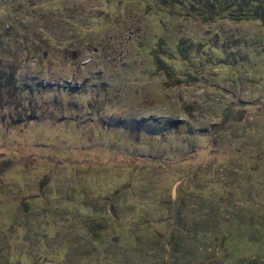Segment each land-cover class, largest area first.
Here are the masks:
<instances>
[{
  "label": "rangeland",
  "instance_id": "1",
  "mask_svg": "<svg viewBox=\"0 0 264 264\" xmlns=\"http://www.w3.org/2000/svg\"><path fill=\"white\" fill-rule=\"evenodd\" d=\"M209 1L0 0V264H264V26Z\"/></svg>",
  "mask_w": 264,
  "mask_h": 264
},
{
  "label": "trees",
  "instance_id": "2",
  "mask_svg": "<svg viewBox=\"0 0 264 264\" xmlns=\"http://www.w3.org/2000/svg\"><path fill=\"white\" fill-rule=\"evenodd\" d=\"M230 4L234 5L233 7L236 9L230 10ZM209 7L211 15L230 13L243 16L254 13L264 26V3L262 0H216V4L209 1Z\"/></svg>",
  "mask_w": 264,
  "mask_h": 264
}]
</instances>
